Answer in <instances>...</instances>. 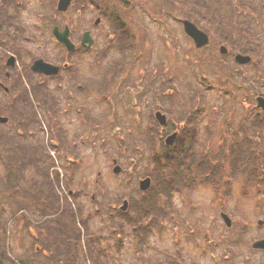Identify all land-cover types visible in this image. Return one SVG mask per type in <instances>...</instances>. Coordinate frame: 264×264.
<instances>
[{
  "label": "rangeland",
  "instance_id": "374dc122",
  "mask_svg": "<svg viewBox=\"0 0 264 264\" xmlns=\"http://www.w3.org/2000/svg\"><path fill=\"white\" fill-rule=\"evenodd\" d=\"M184 1L186 3L190 1L191 3L201 2V0ZM184 1L129 0L132 5L127 7L122 0H72L73 5L71 8L65 13H59L56 11L55 4L57 2L55 0H23L25 7L20 9L18 21L24 30L16 38V42L19 45L18 49L20 50L17 51L15 49L13 51L8 41H4L6 42L5 49L3 45L0 46V69L2 68L0 71L4 75L7 70L16 71L17 77L13 75V81L18 78V84L27 82L36 84L45 83L40 75H33L31 74L33 72L29 70V65L37 57H43L57 65L62 64V62L70 63L69 74L63 77L51 76L48 78V86L56 97L64 96L66 91L61 89L59 82H66L67 86H70L72 82L82 84L78 90L74 89L73 86L70 87V89L76 90L74 94L76 96L70 103L71 112L60 111L58 114V119L63 122V125L67 129L68 138L66 144L72 146V142L77 141L76 145L74 144L75 148H77L74 150L80 154V157L71 156V160L64 153V145L60 148L62 155L61 158L57 155L59 160H56V165L60 169L59 172L62 179L61 190L65 189L66 195L71 191L74 194L75 191H83L85 185L88 186V192H81L78 198L83 205L89 207V210L86 209L83 216L85 217L89 213V231H98V234H102L103 239L99 240V244L102 247L111 248L112 254L119 256V264H162L166 258L164 255L162 256V253H165V250H170L169 235L166 232L167 229L164 228L158 234L159 237L152 234L154 245L157 248L160 247L161 250L159 251L151 245L144 249L140 254V259H137L135 257V253L137 252L135 250L136 243L134 242L135 237L133 236V232L130 233V236H128L129 234L126 235L128 229L130 231L133 230L132 226H126L124 227L125 230H123L125 244L130 248L128 253L125 252L124 246L119 250L117 248V236L114 237L113 231H115V227L120 228L118 224L123 222V220L113 225L109 222V216L107 215L120 210L119 206H123L124 201L128 203L130 198L133 200V196H139V181L146 178L148 176L147 173L150 171L147 159L150 154V151L147 150L149 143L145 140L148 133L146 126L149 124L157 125L154 122H157L155 113L159 109V105L164 107V113L168 114L167 118L171 120L173 118L178 119V116H185L190 108L189 105H192L195 101L194 98H191V94L196 89H190L189 85L183 83V78L190 73L185 70L187 68L184 69L179 64L181 60L185 61L186 55L193 54L191 52L192 45L187 42V34L183 31V25L179 21V16L183 14L180 8L184 5ZM214 1L219 6L220 4L225 5L226 0ZM243 1L249 2L248 4L252 6L256 3L263 13L256 16L257 14L251 11L248 13L247 18L245 17L246 23H237L238 21H242L241 18H238V20L229 18L231 16L230 9L227 8L225 11L229 12V14L224 16V18L216 19L214 22L220 24L214 26L215 33L231 37L236 35V41L247 40V43L253 46V61H255V64L254 66H245L243 68H245L246 72L250 73L248 74L250 79L254 78L257 92L264 94V0ZM1 3L2 0H0V5ZM190 5L185 6V9L192 7ZM149 7H152L151 12L145 10ZM162 8L170 11V13L157 14V10L163 12ZM153 11H155V14H153ZM16 12L14 7L11 8V14L14 15ZM111 15L114 18L118 17L113 23L126 26L117 30L115 24L112 26V24L108 23ZM154 15H157V17L155 18ZM104 16L108 17L105 18ZM99 17L100 22L95 24ZM157 18H160V20ZM56 24L62 28L67 24L70 26L73 31L71 36L78 47L75 51L68 52L53 37V26ZM86 30H90L91 36L94 37L91 47L80 46L83 32ZM238 32L241 36H237ZM245 33L247 37L243 36ZM121 41H123L125 47L130 42L134 44L132 50H127L125 55L123 54L124 50L119 45ZM1 43L3 44L0 40ZM169 46L177 48V51L180 52L174 53ZM178 47L183 49V51ZM212 50L214 51V49ZM152 52L155 53L153 54ZM156 54L161 55L164 60L171 59L172 63L174 61L175 75H177L175 79L181 86L182 91L177 92L172 97L167 95L166 97L161 95V99L158 96L155 97V93L158 95V92L157 90L154 91V88L150 85L149 79H151V76H147L145 72L152 67L154 62L151 61ZM11 55H14L18 60L15 68H7L5 66L6 59ZM122 58L125 59L127 67L116 66L114 72V75L121 77V79L117 77L116 82L108 85L105 78L106 70L108 68L110 70V67L115 62H121ZM165 62L170 63V61ZM141 67L144 68L143 76L144 73L146 74L142 84L139 83L140 76H138L141 73ZM221 74L224 75L223 72ZM2 79L6 84L10 85L11 82H8L9 78L5 76ZM189 80L192 81V84L195 82V80ZM12 85H14V82H12ZM198 86L202 87L201 84H198ZM89 87L91 88L88 89ZM161 92L163 91L161 90ZM6 94L3 93L0 87V103L7 105L6 107L5 105L2 107L0 104L1 110L6 109L0 113V116L11 118L10 121L8 119L7 124H2L3 126L1 127L2 130L6 132L10 131L14 134L15 128L17 129L13 120L16 110L8 109L12 106L10 103L12 98L10 93ZM203 95L202 100L207 102V104L218 106L221 101V96L217 89L209 90ZM243 95L241 92L240 96H242V100H250V94L247 95V98H244ZM38 96L36 97L38 98ZM39 97L44 96L40 95ZM255 100V97H252L253 103ZM81 103H83L84 107L82 113L78 114L74 109L81 105ZM60 104L61 106L65 105L64 101ZM240 105L242 104L240 103ZM24 106L21 107V111L27 117L23 111ZM56 108H58L57 105H49L41 106L40 108L35 107L34 109L35 116L39 119L37 121L38 124H35L37 137L34 140H36L37 145L42 142L44 148L41 151L43 153L47 147L49 138H52V135L47 134L46 130H44L50 121L47 112L50 110V112L55 113ZM19 110L17 109V118L20 116ZM238 110L240 108L235 112H239ZM71 116L74 119L80 120V123L77 125L73 123L75 120L70 118ZM23 130H27V127L25 126ZM144 149L146 153L143 155L141 153L144 152ZM63 154H65V158ZM68 154L70 155L69 152ZM114 158H117L119 163L123 165L124 174L121 175L113 172L115 164L112 163V159ZM5 171L6 168L3 166V161L0 157V175L4 174ZM101 188L104 189L101 190ZM208 189H203L204 197L212 193ZM235 189L240 190L237 188V184L235 185ZM236 197L238 195H235ZM92 199H98L101 202L100 211L97 209L98 204L93 202ZM261 199H264V197L259 198V200ZM257 200V198L254 199L253 197L251 199L240 197L236 198L235 201L229 200V213L234 230L232 234H229V240H226L227 237L216 238L220 244L219 250L212 251L211 255L218 253L222 256L224 254L226 256L229 255L226 260L218 258L220 260L218 264H242V261H248V259V264H264V253H261L259 250L256 251L252 246L256 239L264 237V227H260L257 221L259 218H264V201L260 205ZM237 201L238 205L235 207ZM159 203H157V206L162 205L164 207L162 203ZM200 209L203 213L200 215L201 223L207 229L209 227L222 229L226 225L221 219L219 212H217L219 210L217 202L204 201ZM150 215L156 220L155 212L151 214L150 211ZM160 219L158 218L157 222H160ZM82 220H85V218ZM103 221H106L108 225H104ZM148 222L149 220L143 221V224L147 225L149 224ZM151 224H154V222ZM15 227L12 226L11 228L13 250L19 254L32 251L35 245L33 239L26 230L19 231V227H16V229ZM82 228V232L84 233L83 223ZM216 236H218V233H216ZM83 239L82 260L85 256H89L88 260H90L91 264H94L95 261L91 257V251L84 236ZM88 239L91 240L90 238ZM210 264L212 263L210 262Z\"/></svg>",
  "mask_w": 264,
  "mask_h": 264
},
{
  "label": "trees",
  "instance_id": "16d2710c",
  "mask_svg": "<svg viewBox=\"0 0 264 264\" xmlns=\"http://www.w3.org/2000/svg\"><path fill=\"white\" fill-rule=\"evenodd\" d=\"M248 3L240 0H226L225 5L220 4L218 6L214 0H201L198 3L185 2L184 6L191 4L192 7L185 9L186 12L189 14L197 12L203 20L207 18V22L211 26H215L220 25L218 22L214 23L216 19L224 18L229 14L225 11L227 8L230 9L231 16L229 18L236 20L243 15L248 16L251 11L257 14L256 16L263 13L257 4L254 3L252 6ZM222 6L224 7L222 8ZM13 7L17 11L14 15L11 14ZM24 7L23 0H2L0 5V40L3 44L1 43L0 46L3 45L4 49L6 48L4 41H8L13 51L15 49L20 50L16 38L23 32L24 28L19 24L18 14L20 9ZM235 8L236 10H234ZM241 20L237 23L246 21L243 18ZM238 35L241 36L239 32ZM233 36L235 41L236 35ZM243 36L247 37L246 33ZM237 46L254 54L253 46L248 44L247 40H237ZM124 51L126 52V50ZM5 76L6 74L4 75L3 72L0 73V82H4L2 78ZM8 80L11 82L10 89H13L18 83L17 78L15 82L10 78ZM12 82H14V86ZM2 91L5 94L8 93L4 89ZM0 104L2 107L5 105ZM34 104L30 103L24 106L23 111L27 117L21 111L22 106L16 107L11 104L12 106L8 109H15L16 115L17 109H20V117L24 124H27L25 125L27 129L32 124L31 129L35 126V129L32 130H36L35 124H38L39 119L35 116V107L49 106L51 103ZM29 106L32 108L31 110ZM5 110L0 109V113ZM55 112L57 115V110ZM211 112L219 113L215 108ZM199 114L200 112L196 113L195 116ZM261 114L263 116H260L261 118L256 121L250 119L247 122L245 119L244 123H247L237 126L235 130H233V126H221L218 135H213L214 140L210 144L199 138L198 131L194 129V135H186L185 130H183L176 144L166 147L164 139L161 137L164 135L165 129L161 128L158 123L157 125L151 124L145 137L146 142L149 143L147 150L150 151L147 158L150 171L147 174L151 176L153 182L148 191L149 194L147 193L146 198L137 203L131 201L132 198H130L132 206L127 213L118 210V213L111 212L110 215H107L109 222L113 225L123 220L118 224L119 229L114 226L113 234L114 237L117 236V248L120 250L124 246L125 252L128 253L130 248L125 244L123 228L132 226L133 230L128 229L126 235L129 234L128 236H130V233L133 232L135 237L133 239L137 247L136 249L134 246L137 252L135 257L140 259L144 244L136 232L138 226L137 220L132 214L134 208H140L141 211L148 214L150 211L151 214L155 212V216H161L164 214L170 190L181 182L191 185L195 182L194 180H201V183L210 184L223 200L225 196L230 194L232 196L234 193L238 195L236 198H257L261 205L264 201V199L259 200V198L264 197V111ZM16 115L13 117L14 121L17 119ZM55 123L57 128L61 127L56 121ZM1 126L3 125L0 124V157L6 171L0 175V264H88L90 263L89 256H85L82 260L83 256L81 255L82 242L84 241L82 223L84 238L91 239H85V241L89 245L91 257L95 261L94 264H119V256L113 255L111 248H105L99 244V240L103 239L102 234H98V231H89V213L85 217L83 216L89 207L83 205L78 198L81 192H88V186L85 185L83 191H75L74 194L69 192L66 195L65 189L61 190L60 169L56 165V153L52 154V150L59 153L60 148L47 142V147L43 153L41 151L44 148L42 142L39 143V146L36 140L28 139L27 133H19L15 128L13 134V132L2 130ZM244 127L250 128L251 131L249 129V132L242 133L241 130ZM36 137L37 135L35 139ZM61 137H63L62 133L58 135V138ZM256 138L258 141L255 140ZM248 143H254L253 147L247 146ZM207 145L212 148L209 152L202 150ZM143 151L141 154L144 155L146 151L145 149ZM236 184L240 190L235 189ZM95 202H97V209L100 211L101 202L97 199ZM158 202L162 203L164 207L162 205L157 206ZM221 203L223 207L227 204L226 201ZM236 205H238V201L235 207ZM240 208L243 210L242 207ZM84 218L85 220H82ZM103 224L108 225L106 221H103ZM164 224L163 221V227H165ZM12 226L19 227V231L26 230L28 232L35 242L32 251L19 254L13 250L11 243ZM146 232L152 233L150 230ZM163 255L166 258L162 264L171 263V256L162 253Z\"/></svg>",
  "mask_w": 264,
  "mask_h": 264
},
{
  "label": "flooded vegetation",
  "instance_id": "af4514ba",
  "mask_svg": "<svg viewBox=\"0 0 264 264\" xmlns=\"http://www.w3.org/2000/svg\"><path fill=\"white\" fill-rule=\"evenodd\" d=\"M124 2V0H122ZM127 4L124 5L127 7H130L132 3L129 2V0H126ZM72 4V3H71ZM73 5V4H72ZM71 5V6H72ZM71 8V7H70ZM69 8V9H70ZM68 9V10H69ZM163 9V8H162ZM181 12L183 13L182 16H179V21L181 24L184 26V20H189L192 21L194 24H196L202 31H205L208 33L209 36V43L205 46H197V44L193 41V39L187 34V42L191 43L192 45V55L188 54L186 55L185 61L181 60L179 63L180 66H182L186 71H189L190 74H188L185 78H183V83H186V85L190 86V89H196L195 92H192L191 98H194V103L190 106L188 111L186 112L185 116H178V119H171L167 118V123L161 128L165 129L163 131V136H161L164 139V142L166 138L168 137L169 134H176V137L174 138V141L170 144H166L165 146H171L173 144H176V142L179 140V136H181L182 131L185 130L186 135H194V129L198 131L199 138L204 139L207 143L213 142L214 137L213 135H218L219 130L221 129V126L226 127V126H233V130L239 125L247 123L250 119L253 121L258 120L261 118L263 115L261 114L260 110H252L249 113H247V117L243 112H224V105H228L229 103L237 102L236 101V94L241 93L242 87H240L241 83L240 81L242 80V72L240 65L236 61V56L239 53H242L244 55H247L249 52L245 49H238L236 47L237 41L233 40L232 37H227L225 35H221L219 33H215V28L214 25H210L208 19L206 18L205 20L202 19L201 15L199 13L195 14H188L186 13L185 6L183 5L181 8ZM179 9V10H180ZM146 11H152V7L146 8ZM200 12V11H199ZM157 14H169L170 11L163 9V12H160V10L156 11ZM153 14H155V11H153ZM120 16V15H119ZM105 18L108 16H104ZM156 18L157 15H154ZM160 17V16H158ZM242 18H245L243 16ZM117 18H114L112 15L109 17V24H115L117 30L123 28L126 25L119 24V23H113ZM160 20V18H157ZM95 24H98L100 22V17L99 20H96ZM206 22V23H205ZM68 25V24H67ZM66 26V25H65ZM65 26L61 29H65ZM70 27V26H69ZM184 30V27H183ZM62 31V30H61ZM73 31L70 28V35ZM84 32H90V30H86ZM83 32V33H84ZM186 32V31H185ZM91 34V32H90ZM94 38V37H93ZM230 39L231 42H228V47L225 49V52H222L220 50L221 42L226 41L227 39ZM93 44V43H92ZM91 44V45H92ZM91 45H89L91 47ZM122 48L125 46L123 45V41L119 44ZM128 47H132L133 42H130L129 44H126ZM233 45V47H232ZM171 50L175 52H180L177 51V48H173V46H169ZM179 48V47H178ZM180 49V48H179ZM214 49V51L212 50ZM183 51V49H180ZM211 51V52H207ZM207 52V53H206ZM153 53V52H152ZM155 53V52H154ZM153 53V54H154ZM177 54V53H176ZM124 56V55H123ZM183 56V55H182ZM126 59V57H125ZM125 59L122 58L120 60L121 62H115L112 67H110V70H106L105 72V78L107 81V84H111L112 82H116V78L118 76L114 75L115 72V67H127ZM15 66L17 65L18 60L15 58ZM165 61H170V63H167ZM154 62L152 64V67L145 71L147 73V76H151L150 85L154 88V91L157 90V93H155V97L158 96L161 99V95L164 97L169 96L172 97V95L176 94L179 91V86L177 85L176 81V76L175 75V64L174 61L172 63V60L168 59H162L161 55H154L152 58V61ZM165 62V63H164ZM67 63V62H65ZM64 64V63H63ZM252 64V63H250ZM244 65L250 67L251 65ZM12 67V68H15ZM70 66V65H69ZM121 68V69H122ZM60 72L58 73V77L65 76L69 74V67L68 65L63 67L61 65ZM143 67H141V73L138 75L140 76L139 83H143V80L145 78V73L143 76ZM127 70V69H126ZM13 71V70H12ZM8 71L6 72V76L10 78L13 81L14 76H16V71L12 72ZM21 71L24 72V70L21 69ZM221 72L224 73V75L221 74ZM107 73V74H106ZM25 74V73H24ZM250 74L249 72H246V75L248 76ZM14 75V76H13ZM120 76V75H119ZM127 76V75H126ZM121 79V77H118ZM189 79L195 80V82L192 84V81ZM17 78V82H18ZM165 80V81H164ZM75 81V80H73ZM176 81V82H175ZM15 82V80H14ZM121 82V81H120ZM61 85L62 90L65 91V95L61 97H52L53 92L49 88V82L48 83H24V84H16V88L14 87L13 89H10V85L8 86L4 82H0V87L1 89H4L8 93L12 94L10 100V103L13 106H23V105H28L30 103H56L59 104V110L61 112H71L70 111V103L72 100L75 98L76 95L75 92L82 86L81 83L78 82H72L70 86L66 85V82H59ZM198 84H201L202 87L198 86ZM139 85V84H138ZM14 86V85H13ZM73 86L75 91L70 89V87ZM141 87V85H140ZM89 87L88 89H90ZM200 89H205V91L209 90H214L217 89L219 90V94L221 93V89H226L224 94H227L225 96V100L229 98V103L225 102L223 98H220V103L218 106L210 105L207 104L205 101H201L200 96L198 93L203 94V92ZM161 90L163 92H161ZM51 92L52 96H48L49 93ZM169 94V95H168ZM40 95L44 97H39ZM35 96H38L35 97ZM221 97H223L220 94ZM52 99V100H51ZM64 101V106H61L60 103ZM67 106V107H66ZM83 103L81 105L77 106L74 110L80 114L82 113L83 110ZM216 109V111L220 110L219 113H212V109ZM159 109L161 111L163 110L164 107H161L159 105ZM199 115H196V113H199ZM261 116V117H260ZM73 120H75L73 123L79 124L80 120L74 119L73 116H71ZM86 118V117H85ZM247 119V122L244 123V120ZM261 121V120H260ZM259 122V121H257ZM15 124L17 126V131L19 133H27L28 139H34L36 136V131L31 129V125H29L27 130H23L25 125L23 122V119L18 116V118L15 120ZM35 129V128H34ZM248 127L242 128L241 132H249ZM60 131L65 134L66 140L68 138L67 136V129L63 125V122H61V127ZM251 131V129H250ZM35 132V133H34ZM258 141V139H255ZM76 145L75 142H72ZM254 143H248L247 146L252 148ZM78 146V144H77ZM71 145L67 144V148H70ZM202 148V147H201ZM212 148H209L207 145L206 148H202V150H206V152H209ZM124 174L121 172V175ZM195 182L191 185L187 184L186 182H181L177 185H175L171 190L168 195L166 204H165V212L164 215L161 216H155L156 220L153 218L152 215L149 216V214L145 211H141L140 208H134L133 210V215L137 220V228L136 232L138 237L141 238V242H143V250L148 248L149 246H153L157 250H161V248H157L154 245V242L152 241L153 236L152 234H155L158 236L159 233L163 230L162 228L167 229V234L169 235V245H170V250H165L166 252L164 254H168L171 256V264H218L220 261L218 258H221V254H216V255H211L212 251H215L216 249L219 250V241L216 239L217 237L220 238H226L227 240L230 238L229 234H232V231L234 230V226L232 225L231 227H228L227 225L224 226L222 229L220 228H210L207 229L203 224L201 223V216L203 213L201 212L202 205L204 201L206 202H217V207L219 210V214L221 215L222 212L227 213L230 215V204L229 200L234 201L235 199V194L233 193L232 196L227 195L225 196L224 200L220 198V195L216 193V191L210 186V184H204L201 183V180H194ZM209 188L212 193L207 194L204 197L203 194V189ZM150 189V188H149ZM208 189V190H209ZM149 190L147 191H140L139 189V196L135 197L133 196V201L134 203L139 202V200L145 199L146 195ZM203 194V195H202ZM129 201L128 204V209L123 210L120 209L119 211H122L123 213H127L132 206V202ZM222 201H226L227 204L225 207L222 205ZM166 215V216H165ZM160 219V222H157V219ZM164 219V220H162ZM149 224L144 225L143 221H148ZM164 221L165 227H163L162 222ZM154 222V224H151ZM156 222V223H155ZM161 223V224H160ZM160 224V226H159ZM112 227V226H111ZM161 227V230H160ZM262 228L264 226H261ZM123 230H125L123 228ZM147 230L152 231V233L146 232ZM216 233H218V236H216ZM227 233V234H225ZM148 234V235H147ZM150 235V236H149ZM229 236V237H228ZM103 237V236H102ZM159 237V236H158ZM151 239V241H150ZM140 242V243H141ZM127 245V244H126ZM164 249V248H163ZM261 253H264V250H260ZM257 250V251H258ZM163 251V250H162ZM229 251V250H228ZM263 251V252H262ZM229 254V252H228ZM229 256V255H228ZM222 259V258H221ZM249 261V259H248ZM248 261H242V264H248Z\"/></svg>",
  "mask_w": 264,
  "mask_h": 264
},
{
  "label": "water",
  "instance_id": "95a60500",
  "mask_svg": "<svg viewBox=\"0 0 264 264\" xmlns=\"http://www.w3.org/2000/svg\"><path fill=\"white\" fill-rule=\"evenodd\" d=\"M70 3H71V0H59L57 5L61 11H66L69 8V6L71 5ZM185 30L190 34V36L193 37V39L195 40V42L198 43V45L207 44L208 35L206 33H204L203 31L199 30L198 27L195 24H193L191 21L185 20ZM54 34L56 37L59 38V40L66 47H68L69 49L75 48L71 38L69 37L68 26L63 31H60L59 26H56V28L54 29ZM83 36H84L83 41H82L83 44H86V42L91 44L93 42V39L89 35L88 32H86ZM224 49H225L224 47H221V50H224ZM14 59L15 58L13 56H10L8 58V65H15ZM237 60L241 61V62H247L250 60V57L239 54V56L237 57ZM31 69L34 70L35 72L38 71V72H42L44 74H48V73H55L56 74L59 71V66H55L52 63L46 62L44 59L38 58L37 61H35L32 64ZM258 103H259V106L264 108V97L263 96L258 98ZM156 118H158L160 123L166 124L165 115H163L160 111L156 112ZM0 121L6 122L7 118L1 116ZM175 137H176V134L169 135L167 137L166 143L169 144V143L173 142ZM120 170H121V166L116 165V167L114 168V172H119ZM150 181H151V179L149 177L141 180L140 181V189L141 190H147L149 188V186L151 185ZM127 208H128L127 201H125L123 206H122V209L126 210ZM223 217L226 220V222L228 223V225L232 224L228 215L223 214ZM259 221H260V224H264V220H259ZM253 246L257 249L258 248L264 249V239H259L258 241H256L253 244Z\"/></svg>",
  "mask_w": 264,
  "mask_h": 264
},
{
  "label": "bare ground",
  "instance_id": "6f19581e",
  "mask_svg": "<svg viewBox=\"0 0 264 264\" xmlns=\"http://www.w3.org/2000/svg\"><path fill=\"white\" fill-rule=\"evenodd\" d=\"M240 1H243V0H240ZM264 7V6H263Z\"/></svg>",
  "mask_w": 264,
  "mask_h": 264
}]
</instances>
